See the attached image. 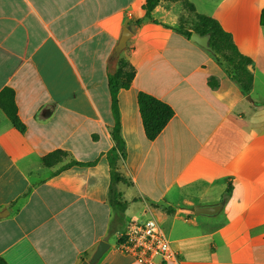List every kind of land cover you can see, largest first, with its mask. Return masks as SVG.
Segmentation results:
<instances>
[{
    "label": "crops",
    "instance_id": "0c3cea01",
    "mask_svg": "<svg viewBox=\"0 0 264 264\" xmlns=\"http://www.w3.org/2000/svg\"><path fill=\"white\" fill-rule=\"evenodd\" d=\"M215 18L252 59L249 93L212 50L190 40L181 1L0 0V90L11 87L25 126L0 108V257L7 264H140L117 241L129 219L153 217L176 251L165 264H264V0H188ZM121 52L134 75L118 91L125 156L114 186L127 204L111 225L112 113L109 55L125 20ZM192 32V31H191ZM216 80L211 86L209 81ZM138 91L173 115L145 137ZM55 150L64 154L44 165ZM72 160L90 165L66 164ZM230 183L231 193L222 201ZM222 203L212 214L195 206ZM113 227L110 233V227Z\"/></svg>",
    "mask_w": 264,
    "mask_h": 264
},
{
    "label": "trees",
    "instance_id": "16d2710c",
    "mask_svg": "<svg viewBox=\"0 0 264 264\" xmlns=\"http://www.w3.org/2000/svg\"><path fill=\"white\" fill-rule=\"evenodd\" d=\"M161 0H144L141 5L144 14L142 17L133 20L136 25L141 24L144 20L151 19V12L159 4ZM168 1H181L183 7L194 15V24L191 31H197L201 34H209V45L212 51L215 53L218 61V57L222 56L228 66L235 71L233 73L229 68L226 72L229 75H233L236 83L239 85L242 91H249L253 79L252 72L248 68L252 63V59L249 56L242 54L236 44L234 43L232 36L229 32L224 30L221 24L213 17L207 16L195 11L194 5L188 0H168ZM154 21V20H152ZM191 31L185 30L183 33L190 37ZM134 71L132 67L123 57H118L116 66L114 69L109 68L107 72V87L110 95V108L112 113V127L111 138L113 140V146L106 153V158L110 168L111 184L109 186V204L112 209V223L120 218L123 208L127 204L122 201L119 193H117L113 186L120 181L121 176L117 171V162L121 157L125 156V144L120 134V121H119V108H118V91L121 88H128L131 84ZM244 75L246 78V84H243L240 76ZM211 86L216 85V80L211 79L209 81ZM136 102L139 110V115L144 131V135L147 139H154L168 120L173 115L172 107L165 101L147 93L144 91H138L136 95ZM0 108L12 123L13 127L19 132H24L25 126L20 120L17 114V108L15 104V94L11 87L5 86L0 90ZM64 154L62 150H55L50 154L42 158L44 165H50L51 163L60 159ZM91 162H79L72 160L66 164L71 165H90ZM231 193L230 183L227 185L222 201H226ZM110 233L113 231L111 226ZM0 264H7L0 257Z\"/></svg>",
    "mask_w": 264,
    "mask_h": 264
},
{
    "label": "built area",
    "instance_id": "2783aa9c",
    "mask_svg": "<svg viewBox=\"0 0 264 264\" xmlns=\"http://www.w3.org/2000/svg\"><path fill=\"white\" fill-rule=\"evenodd\" d=\"M116 247L140 264H165L177 261L176 251L153 217L129 219Z\"/></svg>",
    "mask_w": 264,
    "mask_h": 264
},
{
    "label": "water",
    "instance_id": "95a60500",
    "mask_svg": "<svg viewBox=\"0 0 264 264\" xmlns=\"http://www.w3.org/2000/svg\"><path fill=\"white\" fill-rule=\"evenodd\" d=\"M132 35V32L130 31L128 27V20L126 19L123 23V26L121 27V31L119 34V37L115 43V45L112 48V51L109 55V65L116 64V61L120 55V53L124 50L126 46L127 40ZM190 40L197 43L203 48L212 50L209 45V34H201L197 31H192L190 34ZM222 206V203H216L212 205H205V206H195V213L196 214H206V215H212L216 213L220 207ZM7 213V209L0 211V216L3 215V213ZM109 247V244L105 240H100L96 246L95 251L92 253L89 259L82 260L80 264H95L96 261L100 258V256L103 254V252Z\"/></svg>",
    "mask_w": 264,
    "mask_h": 264
},
{
    "label": "rangeland",
    "instance_id": "374dc122",
    "mask_svg": "<svg viewBox=\"0 0 264 264\" xmlns=\"http://www.w3.org/2000/svg\"><path fill=\"white\" fill-rule=\"evenodd\" d=\"M194 20H195L194 19V15L191 12L187 11V15H181L180 24L183 25L184 27H187V28H191L192 29L193 24H194ZM119 57H121V53H120ZM218 62H219V64H221L223 66V68H225V71H226L227 68H229L233 73H235V71L233 69H231V67L226 64V62H225V60H224V58L222 56H219L218 57ZM115 66H116V64L115 65L114 64H111L110 65V68L111 69H114ZM227 75H229V74L227 73ZM229 76L235 81L233 75H229ZM240 77L242 79L243 84H246V78H245V76L242 75ZM241 93L242 94H246V93H249V91H242L241 90Z\"/></svg>",
    "mask_w": 264,
    "mask_h": 264
}]
</instances>
